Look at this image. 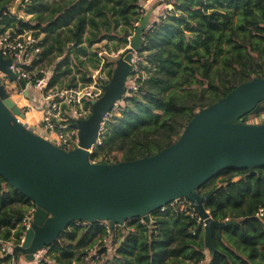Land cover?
Segmentation results:
<instances>
[{
  "label": "trees",
  "instance_id": "trees-1",
  "mask_svg": "<svg viewBox=\"0 0 264 264\" xmlns=\"http://www.w3.org/2000/svg\"><path fill=\"white\" fill-rule=\"evenodd\" d=\"M15 0H0V9ZM147 0H23L22 20L4 10L2 32L29 31L41 37L42 52L34 64L52 70L49 88H74L90 81L99 59L96 45L126 49L135 36ZM164 11L142 35L129 91L118 113L109 115L101 144L91 155L102 162L133 161L172 145L196 112L216 103L241 83L264 75V0H169ZM114 62L109 63L112 75ZM261 112H251L246 118ZM120 156V160L117 158ZM213 193L205 203L217 222L238 221L221 232L214 229L216 252L206 257L205 233L192 230L197 222L185 211L167 207L114 227L100 221L71 223L48 247L50 264H89L97 249V264H264V166L229 168L198 189ZM35 206L0 177V248L19 245L23 220ZM108 237L117 241L108 255ZM13 255L1 259L9 264ZM45 264V263H44ZM48 264V263H46Z\"/></svg>",
  "mask_w": 264,
  "mask_h": 264
},
{
  "label": "water",
  "instance_id": "water-1",
  "mask_svg": "<svg viewBox=\"0 0 264 264\" xmlns=\"http://www.w3.org/2000/svg\"><path fill=\"white\" fill-rule=\"evenodd\" d=\"M6 7L0 9V15ZM151 12L143 17L130 46L115 61L102 97L91 104L87 119L75 120L79 146L65 150L22 123L25 114L6 91L0 78V177L35 206L22 245L13 255L25 262L57 241L74 222H108L113 229L132 218L150 221L154 211L186 198L206 222L205 247L216 252L214 229L221 232L238 221L217 222L205 208L213 193L198 189L229 168L264 166V123L251 124L246 116L260 112L264 103V75L236 86L216 103L200 109L175 143L160 152L133 161L91 163L105 117L127 92L135 54ZM13 58L0 54V73L10 83L29 91L11 66Z\"/></svg>",
  "mask_w": 264,
  "mask_h": 264
},
{
  "label": "built area",
  "instance_id": "built-area-1",
  "mask_svg": "<svg viewBox=\"0 0 264 264\" xmlns=\"http://www.w3.org/2000/svg\"><path fill=\"white\" fill-rule=\"evenodd\" d=\"M165 17L164 13L159 17ZM155 20L157 21L158 18ZM154 22V21H153ZM152 23V22H151ZM150 23V24H151ZM148 25L147 29L149 28ZM0 25V54L5 58H13V64L11 69L16 75L26 81L28 89L36 88L41 91L40 112L41 119L39 127L42 129L46 138L58 146H63L65 150H73L79 146V134L78 130L72 127L75 120L87 119L91 113V104L102 97L105 91V86L109 83L111 76L109 74L110 67L108 66L111 58H117L114 54L109 53L105 47H98L97 56L99 59V66L97 69L91 70L90 81L85 84H80L74 88H49V81L52 75V70H38L41 67L40 64H34L35 60H39L42 52L41 37H36L31 32L17 33L13 29H7L1 31ZM110 58V59H109ZM136 63L134 57L133 71ZM0 78L4 81L5 87L11 85L7 77L0 73ZM130 84V85H129ZM127 92L125 97L129 95V91L136 92L138 85L136 80L131 78L127 81ZM19 87V86H18ZM15 88V86H14ZM20 88V87H19ZM23 94V90H21ZM124 97V98H125ZM123 98V99H124ZM123 99L114 104L112 111L106 115V119L113 113H118L120 106L123 104ZM105 123V122H104ZM103 129V126H102ZM101 129V131H102ZM95 145L89 150L91 163H103L102 158L92 159L94 149L101 144L100 134ZM167 207H171L175 210L185 211L196 220L197 226L192 230V234L195 235L198 230H202L206 227V222L195 212L194 205L186 198L177 199L167 206L162 207L165 210ZM35 207L26 215L23 220V225L26 230L30 227L33 219ZM207 212H209L207 210ZM257 217L264 222V209L261 208L257 213ZM78 225L88 224L87 222H76ZM101 225L105 226L108 233L111 231V227L108 222L100 221ZM124 225H116L115 227H125ZM25 238H21L20 244L22 245ZM18 246L13 242L3 243L0 248V261L8 255H13V249ZM93 255H90L89 264H97L99 256L97 249H93ZM45 256L48 253V247L39 251L35 255V259L27 264H44L40 260V254ZM14 256V255H13ZM15 257V256H14ZM200 264H209L208 260L202 261Z\"/></svg>",
  "mask_w": 264,
  "mask_h": 264
},
{
  "label": "rangeland",
  "instance_id": "rangeland-1",
  "mask_svg": "<svg viewBox=\"0 0 264 264\" xmlns=\"http://www.w3.org/2000/svg\"><path fill=\"white\" fill-rule=\"evenodd\" d=\"M48 1L53 2V1H57V0H48ZM22 6H23V0H15L9 7H6L7 13L9 15H11L12 17H17V18H20V19L26 21V20L30 19L31 17L24 13ZM142 7L145 10L144 16H146L149 12H151L149 21L147 23V26H148L151 22H153V20L155 18H157L161 14H163L166 9H171V4H170L169 0H147L146 2L142 3ZM154 10H157V13H154L153 12ZM27 32H29V31H27ZM106 44H107V41H104L103 43L96 45L94 47V49H97L98 47H100V48L105 47ZM129 46H130V44H129ZM109 47H110L111 51H109L108 49H107V51L109 53L117 56V58H111V59L109 58L110 59L109 63L114 62V65H113V69H114L115 61L119 58V56L124 52L125 49H120L119 52H115V50L113 48V44L109 43ZM38 68H39L38 70L43 69V70H47L48 72H49V70H51L48 66H45L44 64H41V67H38ZM14 86H15V88H14ZM6 91L9 93L12 100L20 107L22 112L25 114V119H28V122L24 121L25 119L21 120V122L26 124V125L28 124V127H32V124H34V122H36V118L34 117V115L40 111L39 106L41 105L40 102H42L41 91L39 89L32 88L28 91L27 97H26L24 95V92L22 94L20 91V88L14 83L11 85H7ZM260 109H261V111H260L261 114L256 116V117L248 118V123H251V124H263L264 123V103L260 104ZM246 120H247V118H246ZM37 133L46 137V135L40 130L37 131ZM117 158L120 160L119 155ZM117 241L118 240H116L112 237H108L106 240L103 241V243L106 244L105 248H107L108 255L111 256L115 252V248L117 247ZM90 253H91L90 255H93V251H91ZM205 253H206V257L209 258L210 257L209 251L206 250ZM39 256H40V260L42 261V263L50 264V262H48V260L45 259V255L43 253L40 254ZM13 258L14 259L11 260L9 262V264H27V262H25L23 258H20V260H17L16 257H13Z\"/></svg>",
  "mask_w": 264,
  "mask_h": 264
},
{
  "label": "crops",
  "instance_id": "crops-1",
  "mask_svg": "<svg viewBox=\"0 0 264 264\" xmlns=\"http://www.w3.org/2000/svg\"><path fill=\"white\" fill-rule=\"evenodd\" d=\"M154 13H157V10H154L153 11ZM157 18H155L153 21H155ZM34 117L36 118V122H34V124H32V127H34L35 128V131H36V133H37V131H42V129H40V127H39V122H40V119H41V112L39 111V112H37L35 115H34ZM24 121H27L28 122V119H25ZM26 122V123H27ZM27 126H28V124H27ZM43 132V131H42ZM39 134V133H38ZM39 135H41V134H39ZM41 136H43V135H41ZM44 138H46L45 136H43ZM47 139V138H46ZM17 259V258H16Z\"/></svg>",
  "mask_w": 264,
  "mask_h": 264
}]
</instances>
